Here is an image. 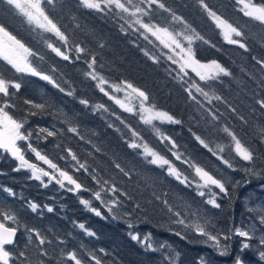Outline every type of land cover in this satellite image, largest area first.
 Segmentation results:
<instances>
[{
    "label": "trees",
    "instance_id": "obj_1",
    "mask_svg": "<svg viewBox=\"0 0 264 264\" xmlns=\"http://www.w3.org/2000/svg\"><path fill=\"white\" fill-rule=\"evenodd\" d=\"M161 2L210 41V44L199 40L194 42L196 59L204 64L216 61L231 72L230 76H220L216 80L205 82L188 69L191 79L184 78L188 83L180 81L175 78L176 71H173H178V65L167 59L173 53L164 48L155 37L149 34V40L152 41L149 43V40H145L141 35L143 30L137 32L128 28L123 20L112 13L103 14L85 9L79 4V0H56L54 6L45 5L48 14L57 21L68 37L66 46L52 34L44 33L28 24L26 18L14 9L9 12V6L0 4V23H5L17 39L44 57L42 61L38 56L30 59L65 89L61 92L38 76L15 73L0 60V76L21 84V89L12 98L16 107L9 111L18 120L27 116L25 130L33 132L30 140L33 146L88 189L68 192L66 189L72 187L71 185L66 184L62 189L54 181L44 187L40 181L30 178L29 171H14L19 165L18 161L0 152V208L17 217L20 225L17 248L28 251L33 260L36 257L32 255V249L38 241L33 235L32 243L28 242L27 229H35L51 241V244L46 243L43 246L51 257L44 258L46 264H57L62 251L77 252L85 259L86 264H95L88 259L87 253L90 252L94 253L102 264H201V261H204V264H232L233 257L240 252L241 239L233 235L229 241L222 240V243L229 245V255L220 256L217 250L210 246L211 242L205 244L203 237L191 231H184L181 226L170 224L167 216L156 207L159 201H155V192L173 204L183 205L186 202L191 205V211L202 212L211 225L215 226L210 228L214 232L227 233L230 228L235 227L247 230L250 225L255 224L253 239L249 241L251 247L240 254L245 264H264V260L259 258L260 251H264V245L259 243L261 236H264V226L255 218V212L248 211L249 208L264 209V109L257 103L258 100L264 99V71L252 59L253 56L264 59V39L261 38L264 33L235 10L233 0H205L218 13L243 28L248 37L246 43L250 48V51L245 52L224 39L220 29L208 19L197 0ZM153 20L163 24L165 20H171V15L157 8ZM121 25L126 31H121ZM172 28L182 31L184 26L174 23ZM45 41L60 47L70 59L66 61L56 56ZM77 45L85 51L77 53ZM145 51L150 56L157 57L159 62L154 63L145 56ZM93 56L97 62L90 69L88 63ZM93 70L103 76L109 84L127 81L146 90L151 102L155 103L158 109L167 111L182 121L181 124L156 123L165 135L175 140L178 146L175 151L182 153L184 159L205 168L217 178L228 181L226 186L229 195L220 193L217 197L221 208L205 204L203 201L206 197L202 198L196 194L194 184L191 188H185L174 178L168 177L166 170L148 164L143 155L138 154L142 153V149L133 150L127 147V143L133 139L131 129L138 132L150 147L176 164L190 179L198 180L194 170L188 164L177 161L139 115L125 112L99 90L97 81L86 75ZM193 81L203 87L210 98L219 96L221 99H212L209 104L208 100L193 89V94L201 101L203 107L196 104L185 91ZM104 87L111 95L122 99L120 93L116 94L108 85ZM68 92H72V95H67ZM25 100L37 104L44 103L45 110L41 112L31 105H26ZM81 100L88 101V104H81ZM97 105H103L104 108H97ZM233 108L235 112L232 111ZM209 109L216 113L218 120H212ZM29 111L38 114L30 116ZM121 120L124 123H121ZM70 126L76 127L79 134L68 132L67 128ZM224 127L229 128L254 151L257 156L254 171L260 175L252 176L241 170L253 165L241 161L234 152L225 147L222 155L233 163L235 171L227 168L193 136V133L201 136L213 149H216L217 145L227 146L231 144V138L223 131ZM40 128L56 131L57 135L43 139L46 134H40L38 139ZM66 149H71L76 154L80 163L87 167V172L83 169L76 170L79 165L71 160ZM25 156L30 162L50 171L48 166L36 160L30 151H26ZM114 162L124 167L130 175L125 177L120 173ZM92 175L112 181L133 197L132 200L122 198L124 205L117 212L118 218L113 219L100 201L95 200L92 193L99 190V186L92 179ZM44 180L47 182V177ZM4 188L11 189L15 195H8L3 191ZM213 191L219 192L215 188ZM109 198L110 194L104 195L106 201ZM81 199L91 201V206L99 208L102 216H96L85 208L80 203ZM29 203L38 205L36 212L28 207ZM137 203L141 205L140 209L135 208ZM46 206L52 207L53 211L48 212ZM125 212L131 215L126 216ZM7 223L16 226L11 221ZM80 224L95 235H87V232L79 227ZM129 224L132 225L131 228ZM175 231H182L186 238L175 235ZM129 233L137 234L141 239L151 233L150 242L156 251L147 249L144 244L133 240ZM63 264L73 262L65 260Z\"/></svg>",
    "mask_w": 264,
    "mask_h": 264
},
{
    "label": "snow or ice",
    "instance_id": "obj_2",
    "mask_svg": "<svg viewBox=\"0 0 264 264\" xmlns=\"http://www.w3.org/2000/svg\"><path fill=\"white\" fill-rule=\"evenodd\" d=\"M197 2L208 19L212 21L217 29H220L221 34L229 44L237 45L245 52L250 51L249 45L246 43L248 37L238 23H233L225 16L218 13L210 7L205 0H197ZM55 3L56 0H0V4L9 6V12L14 9L21 16L26 18L28 24L33 25L34 28L42 30L44 33L52 34L66 46L68 44V37L61 30L57 21L51 17L45 9V5L54 6ZM79 4L85 9L93 10L98 13H112L114 16L119 17L120 20H123L128 25V28H132L137 32L143 30L141 35L144 36L145 40H149V34L150 36L155 37L164 48L169 49L173 53V55H169L167 59L170 60L172 64L178 65V71L173 69V71H176L175 78L184 83H188V81L184 79L185 77H188L189 80L191 79L189 72L187 71L188 69L195 73L201 81L205 82L216 80L220 76L231 75V72L228 69L221 66L216 61H212L210 64H204L196 59L193 51L194 42L199 40L205 44H210V41L206 40L194 28H192L183 17L176 15L175 12L166 7L161 0H79ZM233 7L236 11L242 13V15L247 18V22L253 23L254 26H257L261 32L264 33V0H233ZM157 8L170 13L171 20H165L163 24L154 22L153 16ZM174 23L182 24L184 26L183 30L175 31L172 28ZM121 31H126L123 25H121ZM261 38L264 39V35H262ZM184 42H186V44ZM45 43L47 44V47L56 54V56L61 57L66 61L70 59L69 55L62 51L60 47H57L48 41H45ZM149 43H152V41L149 40ZM212 47H215V45H212ZM84 51V48L79 45L76 46L77 53H83ZM144 55L148 56L154 63L159 62L157 57L150 56L147 51L144 52ZM37 56L41 61L44 59L43 56L33 52L25 43L20 39H17V37L8 30L5 23H0V60H3L8 66H10L15 73L38 76L40 79L47 81L53 87L58 88L59 91L64 92L65 89L61 87L52 76L45 74L34 65L30 57ZM77 59H79V56ZM252 59L257 65H259L260 69L264 71V59H258L255 56H253ZM96 62V58L93 56L91 62L88 63V67L92 69ZM86 75L91 77L92 80H96L99 90L110 100H113L119 105L125 112L139 115L143 123L149 125L153 129V132L159 141L162 144H165L168 152H170L177 161L188 164L189 167L194 170L195 177H198V180L195 178L190 179L188 175H185L178 169L176 164L150 147L148 143L143 141V138L140 137L138 132L131 129L130 131L133 139L127 143L128 148L133 150L142 149V153L138 154H142L144 160L148 164L156 165L158 168L166 170L168 177L174 178L175 181L180 185H183L185 188H191L194 184L196 194L202 198L206 197L203 201L205 204L211 205L213 208H221V204L217 202V197L220 193L224 194V196L229 195L226 186L228 181L217 178L211 172L205 170V168L188 159H184L182 153L175 151L178 147L175 140L170 136L165 135L156 123L181 124L182 121L180 119L175 118L174 115L167 111L158 109L155 103L151 102L150 96L146 90H142L130 82L122 81L120 84H109L103 76H100L94 70L86 73ZM104 85H108V87L114 92H125L124 99L111 95L106 91ZM10 89H15L16 91H10ZM20 89V83L0 76V150L19 162L18 167L15 168L14 171H20L21 169L30 170V178L40 181L44 187H48V185L54 181L62 189L65 188L66 184L71 185L72 187L66 189L68 192L75 193L80 192L81 190L88 191V189L84 188V186L79 183L73 175L61 168L57 163H54L53 160L41 150H38L33 146L30 142L33 132L25 130V124L28 122L27 116L18 120L10 113L9 110L16 107L12 102V98ZM193 89H195L196 93H199L208 100L209 104L212 99H221L219 96H213L210 98L209 93L198 83L193 81L185 88V91L188 93L189 98L196 104L201 105V107H203V105L201 104V101L197 99V96L193 94ZM67 95H72V92H68ZM133 101L138 102V107L136 104H133ZM24 103L26 105H31L34 109H39L41 112H43L46 107L44 103L37 104L30 100H25ZM80 103L87 105L88 101L81 100ZM257 103L261 109H264V99L258 100ZM96 107L104 108L103 105H97ZM105 111H107V109H105ZM232 111L235 112L236 110L233 108ZM208 112L209 115H211L212 120L219 119L216 113L212 112L210 109ZM37 114L38 113L35 111L28 112V115L30 116H35ZM117 119H119V117H117ZM241 119H243V117H241ZM121 123H124V121L121 120ZM109 127H111V125H109ZM67 131L77 135L79 134L76 127L70 126L67 128ZM223 131L231 138V144L227 146L217 145L216 149L210 147L209 143L201 136L196 135L195 133H193V136L200 145L206 148L227 168L235 171L233 163L222 155L225 151V147H228L234 152L241 161H246L253 165V167H245L241 170L252 176L260 175V173L254 171V166L257 160L254 151L243 143L242 140L229 128L224 127ZM40 134H46L43 136V139H47L48 137L56 136L57 132L50 131L47 128H40L39 133L37 134L38 139L40 138ZM81 139H83V137H81ZM169 145L170 147H168ZM57 147H59V145H57ZM26 151L33 153L36 160L42 161L46 164L50 171L45 170L36 163H32L26 159ZM66 151L68 156L71 157V160L76 161V164L79 165L76 169L77 171L80 169H83L85 172L88 171L85 164L80 163L76 154L72 152L71 149H66ZM61 159H64V157H61ZM114 165L115 168L125 177L130 175V173L119 163L114 162ZM45 177H47V182L44 180ZM92 179L99 186V190L92 193L95 200L100 201V203L107 209L108 213L112 215L113 219L118 218L117 212L124 205V199L122 198L132 200L133 197L110 180L103 179L97 175H92ZM238 183L239 182H237V184ZM213 188L218 189L219 192L217 193L213 191ZM3 191L10 196L15 195V193L9 188H4ZM105 194H110V198L107 201L104 199ZM164 195L167 196V194ZM153 196L155 201H159V205L156 207H158L161 213L167 216L170 224L181 226L184 231H191L197 236L203 237V242L205 244L211 242L210 246L216 249L218 254L222 257L229 255V245L227 243H222V240L229 241L232 239L233 235L241 238L240 252L233 257L232 264H245L240 253H243L251 247V244L248 241L253 239V234L256 229L255 224L250 225L247 230L242 227H235L230 228L227 233L220 231L214 232L210 230V228L215 227L214 225H211L210 220L199 210L191 211V205H188L186 202L183 205H176L171 203L167 198H162L160 195H156L155 192L153 193ZM80 203L89 211L95 213L96 216H102V212L99 208L91 206V201L81 199ZM148 203H152V201H148ZM28 207H30L33 212H36L38 205L36 203H29ZM135 208L140 209L141 205L137 203ZM47 211L52 212L53 208L47 207ZM248 211L255 212V218L258 219L261 226H264V209L256 210L249 208ZM124 215H131V213L125 212ZM8 221H11L12 224L16 226L9 225L7 223ZM79 227L84 229L87 232V235H95V233L87 231L83 224H80ZM129 227L131 228L132 225L129 224ZM19 229L20 225L17 217L10 211H4L0 208V264H46L44 258L51 259V257L49 256V252L43 246L46 243L51 244V241L42 236L39 231L35 229H27V232L29 233L28 242L32 243L33 235L35 236V240L38 241L32 249V255L36 257V259L33 260L29 256L28 251L19 250L17 248V233ZM129 235H131L133 240L144 244L147 249L156 251L150 242L151 233L144 236L143 239L137 234L129 233ZM175 235L180 236L181 238H186L182 234V231H175ZM61 243H63V241H61ZM259 243L264 245V236H261ZM161 247H164V245H161ZM87 256L88 259L94 261L95 264H102L101 260L94 253H87ZM259 258L260 260H264V251H260ZM65 260L72 261L73 264H86L85 259L75 251L67 253L62 251L61 259L57 261V264H63V261ZM201 264H204V261H201Z\"/></svg>",
    "mask_w": 264,
    "mask_h": 264
},
{
    "label": "rangeland",
    "instance_id": "obj_3",
    "mask_svg": "<svg viewBox=\"0 0 264 264\" xmlns=\"http://www.w3.org/2000/svg\"><path fill=\"white\" fill-rule=\"evenodd\" d=\"M116 94H118V93H120L121 94V96H122V99H124V97H125V92H115ZM133 104H136L137 105V107H138V102H136V101H133ZM18 164H19V162H18ZM22 170H26V171H29L30 173H31V171L30 170H27V169H22ZM241 239V238H240Z\"/></svg>",
    "mask_w": 264,
    "mask_h": 264
},
{
    "label": "water",
    "instance_id": "obj_4",
    "mask_svg": "<svg viewBox=\"0 0 264 264\" xmlns=\"http://www.w3.org/2000/svg\"><path fill=\"white\" fill-rule=\"evenodd\" d=\"M0 152H2V150H0ZM7 154V153H6ZM10 156V155H9ZM15 160V159H14ZM17 237H18V233H17Z\"/></svg>",
    "mask_w": 264,
    "mask_h": 264
},
{
    "label": "flooded vegetation",
    "instance_id": "obj_5",
    "mask_svg": "<svg viewBox=\"0 0 264 264\" xmlns=\"http://www.w3.org/2000/svg\"><path fill=\"white\" fill-rule=\"evenodd\" d=\"M6 154V153H5ZM8 155V154H7ZM11 157V156H10ZM12 158V157H11ZM13 159V158H12ZM14 160V159H13Z\"/></svg>",
    "mask_w": 264,
    "mask_h": 264
},
{
    "label": "bare ground",
    "instance_id": "obj_6",
    "mask_svg": "<svg viewBox=\"0 0 264 264\" xmlns=\"http://www.w3.org/2000/svg\"><path fill=\"white\" fill-rule=\"evenodd\" d=\"M240 239V238H239ZM249 242V241H248Z\"/></svg>",
    "mask_w": 264,
    "mask_h": 264
}]
</instances>
